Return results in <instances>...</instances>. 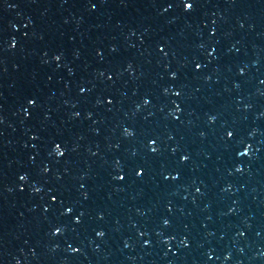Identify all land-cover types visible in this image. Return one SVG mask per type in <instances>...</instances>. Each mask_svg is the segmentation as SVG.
Here are the masks:
<instances>
[{"label":"water","instance_id":"obj_1","mask_svg":"<svg viewBox=\"0 0 264 264\" xmlns=\"http://www.w3.org/2000/svg\"><path fill=\"white\" fill-rule=\"evenodd\" d=\"M0 264H264V0H0Z\"/></svg>","mask_w":264,"mask_h":264}]
</instances>
